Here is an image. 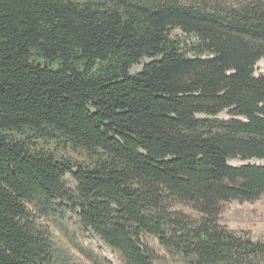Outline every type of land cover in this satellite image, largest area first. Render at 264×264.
Wrapping results in <instances>:
<instances>
[{"label": "trees", "instance_id": "16d2710c", "mask_svg": "<svg viewBox=\"0 0 264 264\" xmlns=\"http://www.w3.org/2000/svg\"><path fill=\"white\" fill-rule=\"evenodd\" d=\"M263 59L264 0H0V264L68 210L123 264H264L221 224L264 196Z\"/></svg>", "mask_w": 264, "mask_h": 264}, {"label": "rangeland", "instance_id": "374dc122", "mask_svg": "<svg viewBox=\"0 0 264 264\" xmlns=\"http://www.w3.org/2000/svg\"><path fill=\"white\" fill-rule=\"evenodd\" d=\"M173 36L183 38L180 31L173 32ZM142 67L136 66L132 72L137 73ZM255 74L264 75V59L257 63ZM220 119L228 120L229 115L222 113ZM229 164L239 167L246 162L233 159ZM40 222L51 234L50 264H123L121 258L91 231L82 227L76 215L69 210L41 218ZM221 224L239 235L264 241V196L254 203H230L221 218ZM154 247L157 248V245Z\"/></svg>", "mask_w": 264, "mask_h": 264}]
</instances>
